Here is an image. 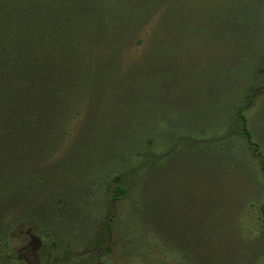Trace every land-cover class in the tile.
Instances as JSON below:
<instances>
[{
	"label": "rangeland",
	"instance_id": "1",
	"mask_svg": "<svg viewBox=\"0 0 264 264\" xmlns=\"http://www.w3.org/2000/svg\"><path fill=\"white\" fill-rule=\"evenodd\" d=\"M142 1L125 7L133 13ZM172 1L170 7V0H161L125 43L115 96L89 102L71 124L54 158L70 162L52 184L63 199L55 230L0 234V252L15 254L13 264H264L258 210L264 160L254 158L253 146L238 135L234 115L241 110L264 158V20L261 30L217 26L221 42L205 44L211 46L207 58L195 48L202 33L177 31L182 14L179 0ZM207 1L211 9L250 8L264 18V0ZM249 2L252 7L245 6ZM183 17L204 19L193 12ZM248 29L251 37L244 35ZM189 36L186 49L163 50L173 57L152 49L163 38L178 46ZM96 113L110 130L93 133ZM116 180L127 191L113 202Z\"/></svg>",
	"mask_w": 264,
	"mask_h": 264
},
{
	"label": "trees",
	"instance_id": "2",
	"mask_svg": "<svg viewBox=\"0 0 264 264\" xmlns=\"http://www.w3.org/2000/svg\"><path fill=\"white\" fill-rule=\"evenodd\" d=\"M128 1L0 0V234H13L22 228L31 232L34 227L54 231L55 222L62 219L63 212L57 210V205L63 199L53 194L52 184L59 175L69 171L70 162L63 156L56 161L54 158L83 108L89 102L115 96L114 91L120 84L124 45L133 41L139 26L161 4V0H143L131 13L125 7ZM183 1L177 2L182 14V20H176L177 31L180 35L202 33L204 39L200 43L204 45L195 48L207 58L211 46L208 48L205 44L220 41L217 26L257 25L263 29L264 18L253 9L218 11L211 9L207 0H200L198 5L191 0ZM169 5L173 7L172 0ZM252 5L249 2L245 6ZM187 12L204 19L193 23L191 18L189 21L183 17ZM167 31L165 38L170 35V29ZM244 35L251 37L252 34L248 29ZM165 38L152 45L155 54L162 50L159 57H173L163 50L172 53V49L180 45L186 49L191 43L189 36L178 46H170L166 45ZM202 113L204 116V110ZM96 114L99 118L94 121L96 126L91 125L93 133L110 130L109 126L98 123L101 115ZM234 115L239 119L238 135L253 146L254 158L264 160L258 146L251 142L241 110L236 109ZM114 130L117 132L119 128ZM181 140L185 139L177 141ZM197 151L204 153L202 148ZM261 169L264 174V161ZM115 184L113 202L124 197L127 191L122 181L116 180ZM258 210L264 227V187ZM109 223L107 229H110ZM0 259L5 264H13L17 256L3 250Z\"/></svg>",
	"mask_w": 264,
	"mask_h": 264
}]
</instances>
